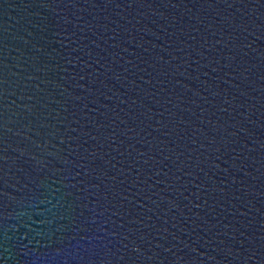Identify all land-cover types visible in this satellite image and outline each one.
Listing matches in <instances>:
<instances>
[{
    "label": "water",
    "instance_id": "95a60500",
    "mask_svg": "<svg viewBox=\"0 0 264 264\" xmlns=\"http://www.w3.org/2000/svg\"><path fill=\"white\" fill-rule=\"evenodd\" d=\"M0 264H264V0H0Z\"/></svg>",
    "mask_w": 264,
    "mask_h": 264
}]
</instances>
